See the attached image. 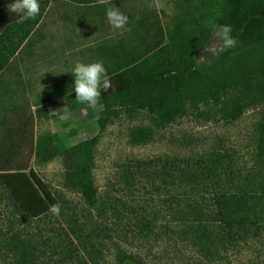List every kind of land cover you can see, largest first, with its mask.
<instances>
[{"label": "rangeland", "instance_id": "1", "mask_svg": "<svg viewBox=\"0 0 264 264\" xmlns=\"http://www.w3.org/2000/svg\"><path fill=\"white\" fill-rule=\"evenodd\" d=\"M226 1L110 3L129 21L143 18L152 25L151 32L134 35L128 51L143 52L146 45L156 42L167 44L179 22L196 18L206 43L194 59L207 69L226 51L221 39L224 28L214 23ZM157 21L166 27L164 32L160 24L164 32L160 37L154 25ZM82 60L92 61L91 55L83 50ZM74 104L67 100L45 104L35 118L28 103L29 109L20 111L25 118L20 128L26 131L24 140L22 136L0 144V154H19L29 147L31 138L33 143L37 139L55 147L58 154L51 159L39 163L32 156L28 165L60 205L58 214L51 209L40 219H30L0 185V264H15L13 249L7 246L15 235L20 237L17 245L34 249L32 264H119L122 255L131 259L125 264H264V223L250 224L239 238L229 239L218 222L198 227L192 221L181 222L178 214L198 208L210 213L218 193L245 191L264 203V165L256 159L255 135L262 107L250 108L237 121L224 123L216 121L210 104L201 105L210 120L192 109L175 123L160 126L145 111L123 107L105 111L101 98L93 107ZM138 129L150 137L136 142ZM93 138L91 177L97 194L91 206L78 191L65 187L61 152ZM200 163L213 171L209 180L200 181Z\"/></svg>", "mask_w": 264, "mask_h": 264}, {"label": "trees", "instance_id": "2", "mask_svg": "<svg viewBox=\"0 0 264 264\" xmlns=\"http://www.w3.org/2000/svg\"><path fill=\"white\" fill-rule=\"evenodd\" d=\"M77 1L84 4L90 0ZM143 21L135 23L144 32H151L149 21ZM214 23L218 27L228 26L238 43L235 48L226 49L207 69L196 65L194 59L204 49L206 36L193 17L177 24L176 34L167 44H148L143 52H127L114 46L109 54L118 62L108 73L112 88L102 92V104L105 111L122 107L131 112L145 111L160 126L175 123L192 109L197 116L210 120L199 108L201 105L210 104L208 108H214L216 121L224 123L237 121L250 108L262 107L255 135L256 159L264 165V0H227ZM119 50L124 52L123 57ZM22 131L25 129H20L17 137L23 136V141L26 131ZM149 137L146 130L138 129L134 140L140 143ZM95 143L93 138L61 152L65 187L78 191L91 206L95 205L97 194L91 177ZM28 144L19 154H0V185L20 212L36 220L49 214L58 202L50 187L29 167L28 160L34 156L44 163L58 151L46 141L36 139L33 143L31 138ZM199 169L200 181L209 180L213 171L205 163H200ZM213 205L215 209L210 213L204 208L179 212L180 221H192L200 227L213 220L223 227L229 239L239 238L250 224L264 223V203L254 194L218 193ZM19 239L15 235L7 244L13 249L15 264H32L34 249L24 243L17 245ZM125 260L131 259L122 255L119 264H125Z\"/></svg>", "mask_w": 264, "mask_h": 264}, {"label": "crops", "instance_id": "3", "mask_svg": "<svg viewBox=\"0 0 264 264\" xmlns=\"http://www.w3.org/2000/svg\"><path fill=\"white\" fill-rule=\"evenodd\" d=\"M111 1L39 0L40 15L20 23L7 8L14 0H0V144L19 135L25 119L20 111L28 110V103L35 118L45 104L76 103L71 69L77 61L87 64L101 57L107 73L116 68L118 61L109 52L116 45L128 52L134 35L144 30L136 21H129L125 29L111 27L106 18ZM160 24L166 31L162 22H154L159 37L164 33ZM83 50L92 61L82 60Z\"/></svg>", "mask_w": 264, "mask_h": 264}, {"label": "clouds", "instance_id": "4", "mask_svg": "<svg viewBox=\"0 0 264 264\" xmlns=\"http://www.w3.org/2000/svg\"><path fill=\"white\" fill-rule=\"evenodd\" d=\"M104 0H101L103 3ZM162 7V5H161ZM8 11L18 16V22L23 23L30 19H35L40 15L39 0H14L7 5ZM106 18L111 27L115 29H125L129 23L127 15L120 12L115 6L106 9ZM222 47L232 49L237 46L238 41L231 36L228 26H225L221 36ZM47 73V72H45ZM74 77L73 90L76 94L75 101L93 107L98 104L101 94L107 93L112 88L111 78L105 69L103 62L82 63L77 61L71 69ZM60 205H52V211L59 213Z\"/></svg>", "mask_w": 264, "mask_h": 264}]
</instances>
